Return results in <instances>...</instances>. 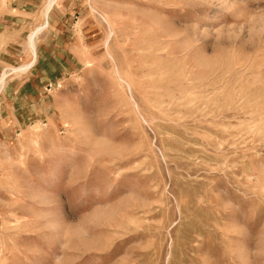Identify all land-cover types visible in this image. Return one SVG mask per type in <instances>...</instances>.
I'll return each mask as SVG.
<instances>
[{
	"label": "rangeland",
	"instance_id": "obj_1",
	"mask_svg": "<svg viewBox=\"0 0 264 264\" xmlns=\"http://www.w3.org/2000/svg\"><path fill=\"white\" fill-rule=\"evenodd\" d=\"M47 2L0 0V264H264V0Z\"/></svg>",
	"mask_w": 264,
	"mask_h": 264
},
{
	"label": "crops",
	"instance_id": "obj_2",
	"mask_svg": "<svg viewBox=\"0 0 264 264\" xmlns=\"http://www.w3.org/2000/svg\"><path fill=\"white\" fill-rule=\"evenodd\" d=\"M54 3H55V1L52 3L50 9L53 7ZM50 9H49V11H50ZM49 11L47 12V14L49 13ZM29 69H31V68H29ZM30 72H32V71H30ZM30 74H31V73H30ZM30 77H31V80L28 78L27 80L25 79V80H26L25 82H27V81L29 80L28 82H29V83L31 82L30 84H33L34 81H36V80H35V76H33V75L31 74ZM29 83L24 84V86H23L22 88H20V93H19V92H16V94H15L13 97H14V98L19 97V98H21L22 100H25L26 102H27V101H30L28 98L32 97V95H34V94L32 93L33 89L31 88V85H30ZM41 86H42V85L38 86V91L40 90ZM0 91H1V90H0Z\"/></svg>",
	"mask_w": 264,
	"mask_h": 264
},
{
	"label": "bare ground",
	"instance_id": "obj_3",
	"mask_svg": "<svg viewBox=\"0 0 264 264\" xmlns=\"http://www.w3.org/2000/svg\"><path fill=\"white\" fill-rule=\"evenodd\" d=\"M55 0H48V2H47V4H46V8H45V12H44V15H46L47 14V12L49 11V9H50V7H51V5H52V3L54 2ZM104 19V18H103ZM44 26H46V22H44V24H43ZM32 34H34L33 32L28 36V38H27V41L29 42L30 41V38H31V35ZM30 44V43H29ZM28 44V45H29ZM31 48V47H30ZM36 58V57H35ZM19 70V69H18ZM20 70H23V69H20ZM13 71H14V69H13ZM4 73H6L5 71L3 72V74ZM2 74V76H0V89H1V87H2V85H4V75H6V74H4L3 75Z\"/></svg>",
	"mask_w": 264,
	"mask_h": 264
}]
</instances>
